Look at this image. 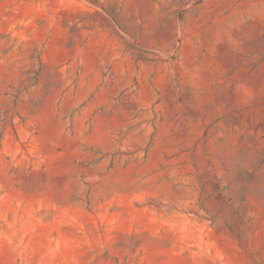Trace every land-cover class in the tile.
Returning a JSON list of instances; mask_svg holds the SVG:
<instances>
[{
  "label": "rangeland",
  "instance_id": "1",
  "mask_svg": "<svg viewBox=\"0 0 264 264\" xmlns=\"http://www.w3.org/2000/svg\"><path fill=\"white\" fill-rule=\"evenodd\" d=\"M0 264H264V0H0Z\"/></svg>",
  "mask_w": 264,
  "mask_h": 264
}]
</instances>
